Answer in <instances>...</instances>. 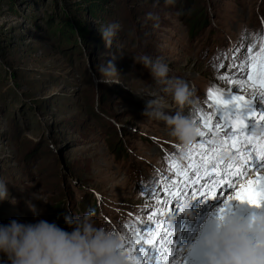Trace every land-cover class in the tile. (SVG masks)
<instances>
[{
    "label": "rangeland",
    "instance_id": "rangeland-1",
    "mask_svg": "<svg viewBox=\"0 0 264 264\" xmlns=\"http://www.w3.org/2000/svg\"><path fill=\"white\" fill-rule=\"evenodd\" d=\"M91 1L0 0V180L9 192L0 201V224L59 218L58 226L71 231L65 216L92 209L96 226L124 236L127 247L154 221L169 232V222L177 228V216H185L176 211L179 191L194 212L182 223L194 233L203 214L234 189L222 185L214 200H198V192L215 186L210 167L211 181L203 168L197 172L201 156H211L212 137L204 129L205 137L192 142H205L204 149L189 159V145L143 114L150 99L143 95L163 93L139 59L161 58L170 77L192 89V103L182 109L166 97L170 114L182 111L202 129L201 116L211 114L215 131L210 90L245 99L262 91L248 75L264 52V0H106L98 17L87 11ZM113 22L121 27L106 46L98 28ZM106 61L114 62L120 83L100 82L96 69ZM253 170L261 171L244 178ZM182 232L157 238L172 264L188 261L182 259L191 238ZM144 247L146 263L154 262L149 249L156 248Z\"/></svg>",
    "mask_w": 264,
    "mask_h": 264
},
{
    "label": "clouds",
    "instance_id": "clouds-1",
    "mask_svg": "<svg viewBox=\"0 0 264 264\" xmlns=\"http://www.w3.org/2000/svg\"><path fill=\"white\" fill-rule=\"evenodd\" d=\"M165 2L172 4L174 0ZM120 27L119 23L113 22L98 28L106 46L112 44ZM139 63L149 70L163 93L142 94L150 97L143 114L149 119L162 121L169 128V134L181 145L191 144L199 135V125L182 111L170 114L166 100L167 96H171L181 109L191 104L193 91L189 84L181 78L170 77L169 65L159 57L141 56ZM96 71L100 74V82L120 83L116 79L120 73L113 61L99 65ZM6 185L0 180V201L9 198ZM37 198L42 199L40 195ZM182 201L181 212L193 216L189 199ZM30 208L35 212L34 205L30 204ZM93 216L92 209L82 215H66L65 223L71 231L43 219L34 223L12 219L7 224H0V264H129L120 235L97 227ZM169 225L173 232L178 231L171 222ZM200 243L207 249L208 264H264V225H258L254 230L249 219L232 215H226L223 220L217 219ZM187 247L190 250L192 246Z\"/></svg>",
    "mask_w": 264,
    "mask_h": 264
},
{
    "label": "snow or ice",
    "instance_id": "snow-or-ice-1",
    "mask_svg": "<svg viewBox=\"0 0 264 264\" xmlns=\"http://www.w3.org/2000/svg\"><path fill=\"white\" fill-rule=\"evenodd\" d=\"M248 80L252 86H257L262 89L258 93V96L264 100V52H262L258 63L252 68V72L248 75ZM239 83V82H236ZM209 98L212 100L210 107L215 109V115L219 117V122L215 124V131L210 124L213 119L211 114L207 116H201L203 122V129L199 127V135L197 137H205L207 133L211 135L212 139L206 141L209 145L207 152L211 153V156L207 154L201 156V164L197 168V172L200 168H203L206 174L209 167L212 172L219 179L214 181V185H223L226 188L234 189L230 191L224 198L223 205L218 209L217 219L223 220L227 215L228 210L231 207L230 202L233 200L247 202L249 205L257 208H264V175H259L255 180L248 181L247 184H241L238 188L235 183L230 179H225V176L246 175L249 166L264 169V111H259L252 107L253 101L256 98V94L252 99H245L243 95L229 93L225 97L224 93L209 91ZM194 122H196L194 120ZM259 136V139H257ZM204 143L193 146L192 143L188 146L189 159H191V153L196 148L204 149ZM235 152V155L229 156V161L224 169L223 175L218 168V165L222 162V158ZM256 161H260L259 167L256 166ZM194 195L193 199L197 197L195 195V184H193ZM176 200L181 199L179 191L173 193ZM217 195L215 186L208 192H200L199 196L215 197ZM171 207V206H170ZM169 207V211H170ZM168 211V212H169ZM155 215V213L153 214ZM152 220V217H149ZM250 226L255 230L258 225H264V213L260 215H252L249 219ZM155 227L149 229L147 233L141 235L137 233L136 239L129 241L127 247L124 244V250L128 255L130 264H145L144 253L145 245H150L156 248L159 252L158 237L163 239L164 236H172V232H169L164 225L159 221H154ZM122 241L125 240L124 236H120ZM256 238L255 236L253 237ZM137 244L139 248L137 249ZM170 244L175 245L176 241L173 239ZM166 256H171L172 252H166Z\"/></svg>",
    "mask_w": 264,
    "mask_h": 264
},
{
    "label": "bare ground",
    "instance_id": "bare-ground-1",
    "mask_svg": "<svg viewBox=\"0 0 264 264\" xmlns=\"http://www.w3.org/2000/svg\"><path fill=\"white\" fill-rule=\"evenodd\" d=\"M225 81L222 82V84H224ZM234 85H237V83H235ZM233 85V89H235V87L237 86H234ZM243 87V86H242ZM249 89V88H248ZM253 89V88H252ZM256 90V89H255ZM227 97V96H225ZM258 99L260 100H257V104L254 103L252 105L253 108L256 109L257 105L259 106H264V100H262L258 95H257ZM256 97V98H257ZM212 104V100L210 101V105ZM257 109H260L261 111H264L261 108H257ZM256 109V110H257ZM259 110V111H260ZM259 111L257 110V113H259ZM219 118V117H218ZM232 153L234 152H231L227 155H225L223 158H222V162L218 165V168L219 170L221 171V175H223V169L224 167L230 163L231 161H229V156H232ZM235 155V153L233 154ZM227 158V159H226ZM225 160V161H223ZM261 163V162H260ZM256 164V166H259V164ZM224 164V166H223ZM222 165V166H221ZM220 166V167H219ZM255 168V167H253ZM253 168H250L248 171H251ZM260 169V168H259ZM259 175H264V170L261 169V171L257 172V170H253V172H251V174L249 175V177L247 178H244L245 175H240L239 178H237L236 176H225L224 178L225 179H230L233 183L236 184V186H240L241 184H247L248 181H251V180H255L257 176ZM207 176V175H206ZM213 177L212 175H209L208 176V179L206 181H211L213 180ZM219 179V177H216V180ZM212 187V186H211ZM197 188V186H195V189ZM215 188H216V191H221L223 188H222V184L219 185V186H216L215 185ZM226 188V187H224ZM235 191V190H234ZM200 192H207V190H201ZM198 192V194L200 193ZM184 197L182 196V200H185L187 199L185 194L183 193ZM201 197V198H200ZM198 200L203 203V198L204 196H199L197 197ZM224 202H222L221 204H218L216 206H214L212 208L211 211L203 214L204 216L202 218H204V221L200 224V225H197L195 228H194V233L191 232V229H193L192 226L188 225V224H183L182 221L185 217H187L186 215L182 217H178V221H179V225L177 226L178 229H180L182 232V238L183 239H187L188 237H190V242L188 243V246L191 245V249L189 250V248L187 247L186 248V253H187V264H206L204 263V261H207V258H206V252H207V249L205 247L202 246V244L200 243L203 236L208 232L210 231V229L212 227L215 226V223L217 221V214H218V209L223 205ZM231 204V207L230 209L228 210V213L227 215H232V216H236V217H241V218H244V219H250L252 215H260L262 213H264V208H257L255 206H252L247 203V202H241V201H236V200H233L230 202ZM179 206V207H177ZM176 207V211L177 212H181V204L180 205H177ZM254 207V208H253ZM190 217V216H189ZM175 218V217H174ZM174 226V224H172ZM194 226V225H193ZM172 233L178 235V231H172ZM174 234V235H175ZM181 234V232H180ZM180 236V235H179ZM179 243V242H177ZM182 243L178 244L176 247H178L179 245H181ZM174 247V248H176ZM181 248V247H180ZM177 249V248H176ZM164 250V246L159 249V252L158 250H152V249H149V252H150V255H151V258L149 259L148 258V261H151L153 260L154 262H151L149 264H161L160 262L163 261L165 262L164 264H172L170 262V259L168 258V256H166V252L164 251L163 253H161L162 251ZM147 252V251H146ZM147 255V254H146ZM146 257H149V256H146ZM164 257V258H163ZM144 259V262L145 264L146 263V259L145 257H143ZM159 259V260H158ZM158 260V261H157Z\"/></svg>",
    "mask_w": 264,
    "mask_h": 264
},
{
    "label": "trees",
    "instance_id": "trees-1",
    "mask_svg": "<svg viewBox=\"0 0 264 264\" xmlns=\"http://www.w3.org/2000/svg\"><path fill=\"white\" fill-rule=\"evenodd\" d=\"M106 2H108V1H106V0H92L90 2L89 6L87 7L88 13H90L94 17H98L99 15H103L105 12ZM54 222H59V218L54 220Z\"/></svg>",
    "mask_w": 264,
    "mask_h": 264
}]
</instances>
